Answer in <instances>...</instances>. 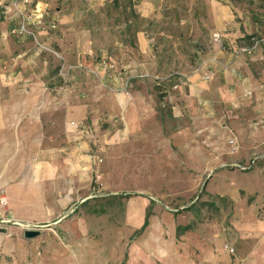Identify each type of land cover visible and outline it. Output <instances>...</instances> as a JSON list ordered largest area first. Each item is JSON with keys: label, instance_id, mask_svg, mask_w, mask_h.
Returning a JSON list of instances; mask_svg holds the SVG:
<instances>
[{"label": "rangeland", "instance_id": "374dc122", "mask_svg": "<svg viewBox=\"0 0 264 264\" xmlns=\"http://www.w3.org/2000/svg\"><path fill=\"white\" fill-rule=\"evenodd\" d=\"M27 1L18 7L12 5V9L22 17L19 26L24 23L30 34L24 36L26 51L35 57L34 73L39 75V83L44 82L49 90L52 85L84 83L81 77V82L74 77L82 71L91 74L97 68L105 70L106 64H112L114 71L147 74L155 87V101L163 106L174 104L172 97L179 89L173 88L174 81H183V69L201 73L204 81L213 77L207 61L220 46L217 39L223 43L212 22L217 3L236 12L243 29L255 18L264 25V0ZM21 5L28 6L26 14ZM80 11L81 31L58 27L57 20L69 23ZM49 14L56 19V31L45 34L39 22ZM139 33L147 43L143 67L138 66L143 60L138 56L142 52ZM78 35L81 45L76 44ZM17 45L19 52H26L21 43ZM155 77L160 78L157 83L171 85L161 89L165 93L159 94ZM95 92L94 99H102ZM88 97L82 92V100ZM260 105L258 112L253 106L232 111L224 108L221 112L213 109L210 113L195 107L192 120L185 108L178 112L177 124L166 126L169 137L146 143L144 157L131 148L133 143L130 148L121 140L118 143L121 137H114L116 142L107 147L106 137H99L102 142L95 152L98 162L97 166L93 162L96 174L88 201L63 209L62 216L67 215V219L59 223L50 219L61 218V211H52L56 208L53 205L46 207V216L34 208L32 214L38 215L33 221L1 217L0 222L12 223H0V235H7L0 248V264H187L185 247L180 251L184 254L181 259L175 248L170 249L174 246V217L180 230L197 225L199 220L219 219L223 220V231L238 218L248 223L251 214L264 213V108ZM190 121L193 125L188 133L184 128H189ZM175 133L184 137H175ZM48 192L57 195L54 201L61 199L58 188ZM2 197L6 198L3 193ZM25 225L44 227L39 229L38 238L27 240L25 232L35 229ZM184 235L180 233V237ZM31 247L34 254H27Z\"/></svg>", "mask_w": 264, "mask_h": 264}, {"label": "crops", "instance_id": "0c3cea01", "mask_svg": "<svg viewBox=\"0 0 264 264\" xmlns=\"http://www.w3.org/2000/svg\"><path fill=\"white\" fill-rule=\"evenodd\" d=\"M217 4L213 7L212 22L214 30L222 35L223 47H216L212 59L207 61L212 80L204 81L201 73L183 69L180 77L183 81L172 97L174 104L165 107L156 103L155 87L143 71L138 74L128 69L97 68L93 75L82 71L74 80L81 82L82 78L84 83L66 87L52 85L49 90L44 82H38L39 75L34 73L35 57L26 51V35L13 34L21 15L12 9L9 1L0 0V196L3 193L7 200V209L0 207V218L10 215L15 220L33 221L34 215H38L32 214L34 208L38 207L45 215L47 206H56L52 211H61V218L50 219L55 223L67 219V215L62 216L63 209L73 204L81 206L90 198L92 177L94 172L96 174L93 162L96 166L98 162V152H95L102 142L99 137H106L105 147L116 142L114 137H121L118 143L121 140L129 148L133 143L131 148L139 151V157H144L146 143L169 137L165 135L166 131L170 133L166 126L177 124L178 112L185 108L190 120L195 107L208 113L213 109L221 112L224 108L232 111L252 106L255 108L252 110L258 112L259 103L264 108V42L251 56L235 52L238 46L248 43V39L264 40L263 22L255 18L259 24L254 25L252 20L251 25L243 29L236 12ZM27 7L21 5L24 14L28 12ZM81 13L75 12L69 23L57 20L58 27L74 30L73 33L81 31L78 26ZM55 20L49 14L39 22L44 33L56 29ZM79 36L76 44L81 45ZM137 37L142 51L138 56L143 59L138 66L143 67L147 43L142 33ZM18 43L26 52H19ZM19 68L24 70L19 71ZM19 73L23 86L17 83ZM158 79L155 77L154 82L159 94H163L161 89L171 85H161ZM95 90L102 95L99 101L94 99ZM82 92L89 96L87 100H82ZM192 125L190 121L184 131L190 133ZM174 136L184 137L177 133ZM107 154L110 156V151ZM55 188L59 189L61 198L56 201L53 199L57 195L48 192ZM250 207L252 212V204ZM191 220L190 216L188 221ZM243 220L238 218L223 231H220L224 227L223 220L219 219L199 220L197 225L180 230L174 217L171 235L174 246L170 249L175 248L181 259L184 254L180 251L185 247L187 264H264V213L251 214L248 223ZM180 233L185 235L180 237ZM6 238L7 235H0V248ZM227 246L234 253L227 251ZM33 250V247L27 249V254H34Z\"/></svg>", "mask_w": 264, "mask_h": 264}, {"label": "built area", "instance_id": "2783aa9c", "mask_svg": "<svg viewBox=\"0 0 264 264\" xmlns=\"http://www.w3.org/2000/svg\"><path fill=\"white\" fill-rule=\"evenodd\" d=\"M5 1H9L11 3V6L13 5L14 7H18V5L21 4H25L27 3L28 1L27 0H5ZM13 34L14 35H30L28 33V30L26 29V25L23 23L22 25H20L18 28H16L15 30H13ZM31 36H33L31 34ZM218 40V44L220 45V47H223V43L220 42V39H217ZM264 40L263 39H259V38H252L248 43H243L241 46H238L235 50V52L238 54V55H246V56H251L253 55L263 44ZM106 68L110 69V70H114V65L112 64H106ZM174 76H171L169 78L170 81H172ZM176 79V78H175ZM206 80H210L211 78L209 76H207L205 78ZM176 82V84L174 85V89H178L179 88V85H180V80H176L174 81ZM162 84V83H161ZM0 205L1 206H6L7 205V200L5 198H0ZM1 224H10L12 223L11 221L10 222H7V221H2L0 222ZM14 223V222H13ZM40 226H36V225H26L24 226V228H30V229H36ZM226 250L233 253V250L230 249L228 246L226 247Z\"/></svg>", "mask_w": 264, "mask_h": 264}, {"label": "water", "instance_id": "95a60500", "mask_svg": "<svg viewBox=\"0 0 264 264\" xmlns=\"http://www.w3.org/2000/svg\"><path fill=\"white\" fill-rule=\"evenodd\" d=\"M43 227L44 226H41V227L36 228L35 230L26 231L24 234L25 239L32 240V239L38 238L41 235V231L39 229H42Z\"/></svg>", "mask_w": 264, "mask_h": 264}, {"label": "trees", "instance_id": "16d2710c", "mask_svg": "<svg viewBox=\"0 0 264 264\" xmlns=\"http://www.w3.org/2000/svg\"><path fill=\"white\" fill-rule=\"evenodd\" d=\"M33 240V239H32ZM230 248V247H229ZM231 249V248H230ZM233 250V249H232ZM231 253V252H230ZM233 253H234V250H233Z\"/></svg>", "mask_w": 264, "mask_h": 264}, {"label": "bare ground", "instance_id": "6f19581e", "mask_svg": "<svg viewBox=\"0 0 264 264\" xmlns=\"http://www.w3.org/2000/svg\"><path fill=\"white\" fill-rule=\"evenodd\" d=\"M135 249H136V248H135ZM134 251H135V250H134ZM134 251H133V252H134Z\"/></svg>", "mask_w": 264, "mask_h": 264}]
</instances>
